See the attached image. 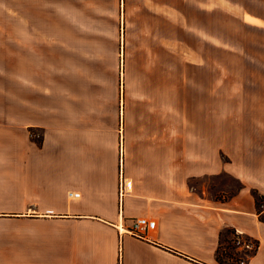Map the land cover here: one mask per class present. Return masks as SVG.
Segmentation results:
<instances>
[{
	"label": "crops",
	"instance_id": "obj_1",
	"mask_svg": "<svg viewBox=\"0 0 264 264\" xmlns=\"http://www.w3.org/2000/svg\"><path fill=\"white\" fill-rule=\"evenodd\" d=\"M222 1L123 0L124 84L85 52L32 57L0 106V264H221L230 227L260 240L248 264H264V132L216 151L215 57L201 46L217 45L218 10L248 14ZM141 216L157 221L144 236L129 231Z\"/></svg>",
	"mask_w": 264,
	"mask_h": 264
},
{
	"label": "rangeland",
	"instance_id": "obj_2",
	"mask_svg": "<svg viewBox=\"0 0 264 264\" xmlns=\"http://www.w3.org/2000/svg\"><path fill=\"white\" fill-rule=\"evenodd\" d=\"M231 1L247 7V20L218 10L217 45L201 46L205 55L215 57L216 151L244 137L255 147L252 142L264 132V0L222 1L238 11ZM126 33L123 0H0V106L15 105L17 78L30 71L32 57L40 53L85 52L88 59L98 57L106 70L119 65L124 84ZM193 98L199 105L201 140L205 134L200 151H208L202 125L207 94ZM40 133L35 129L31 135L36 139ZM222 179L234 188L240 185L229 175Z\"/></svg>",
	"mask_w": 264,
	"mask_h": 264
},
{
	"label": "trees",
	"instance_id": "obj_3",
	"mask_svg": "<svg viewBox=\"0 0 264 264\" xmlns=\"http://www.w3.org/2000/svg\"><path fill=\"white\" fill-rule=\"evenodd\" d=\"M31 133L34 135L35 129H32ZM43 138L44 135L40 133L36 140L41 144ZM253 194L256 198L257 210L261 214L264 210V195H261L256 189H253ZM260 217L264 220L263 214ZM259 247V239L249 234L240 233L236 228L230 227L221 236V242L217 248V259L221 264H248L250 259L258 252Z\"/></svg>",
	"mask_w": 264,
	"mask_h": 264
},
{
	"label": "built area",
	"instance_id": "obj_4",
	"mask_svg": "<svg viewBox=\"0 0 264 264\" xmlns=\"http://www.w3.org/2000/svg\"><path fill=\"white\" fill-rule=\"evenodd\" d=\"M128 180L129 183H132L131 179L128 178H124V176L122 177L121 180V193L122 195H124V190H125V181ZM81 193L79 191H70L69 192V196L72 198H77L80 197ZM263 208H264V204H263ZM157 226V221L156 219H153L149 216H141L138 218H135L133 221V225L131 228H129L131 232H133L134 234H137L139 236H144L148 233V231L150 229H154ZM247 246L250 247V245L247 244ZM243 263V261H242Z\"/></svg>",
	"mask_w": 264,
	"mask_h": 264
},
{
	"label": "bare ground",
	"instance_id": "obj_5",
	"mask_svg": "<svg viewBox=\"0 0 264 264\" xmlns=\"http://www.w3.org/2000/svg\"><path fill=\"white\" fill-rule=\"evenodd\" d=\"M230 8H231L232 10H234V7H233V6H231Z\"/></svg>",
	"mask_w": 264,
	"mask_h": 264
}]
</instances>
